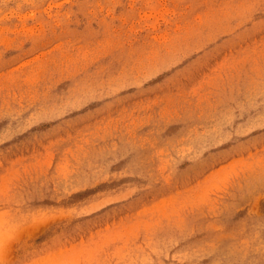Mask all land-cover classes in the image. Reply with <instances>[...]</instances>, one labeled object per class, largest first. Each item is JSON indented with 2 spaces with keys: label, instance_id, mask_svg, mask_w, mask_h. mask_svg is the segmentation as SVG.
<instances>
[{
  "label": "rangeland",
  "instance_id": "obj_1",
  "mask_svg": "<svg viewBox=\"0 0 264 264\" xmlns=\"http://www.w3.org/2000/svg\"><path fill=\"white\" fill-rule=\"evenodd\" d=\"M0 264H264V0H0Z\"/></svg>",
  "mask_w": 264,
  "mask_h": 264
}]
</instances>
